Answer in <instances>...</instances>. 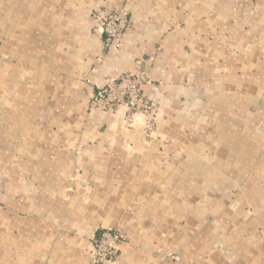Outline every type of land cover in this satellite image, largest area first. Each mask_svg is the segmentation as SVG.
<instances>
[{"label":"crops","instance_id":"crops-1","mask_svg":"<svg viewBox=\"0 0 264 264\" xmlns=\"http://www.w3.org/2000/svg\"><path fill=\"white\" fill-rule=\"evenodd\" d=\"M138 70L149 136L90 108ZM99 228L113 264H264V0H0V264H90Z\"/></svg>","mask_w":264,"mask_h":264},{"label":"built area","instance_id":"built-area-1","mask_svg":"<svg viewBox=\"0 0 264 264\" xmlns=\"http://www.w3.org/2000/svg\"><path fill=\"white\" fill-rule=\"evenodd\" d=\"M97 19V30L104 36V48L118 43L130 23L126 11L101 12L94 14ZM150 83L147 75L138 70L132 74H122L108 78L99 92L92 96L90 108L99 111H114L118 107L126 110L124 120L128 122L136 113L145 115L144 134L149 136L155 126V104L146 101L142 87ZM93 242L90 264H113L120 258V248L125 244L124 237L113 228H99Z\"/></svg>","mask_w":264,"mask_h":264},{"label":"rangeland","instance_id":"rangeland-1","mask_svg":"<svg viewBox=\"0 0 264 264\" xmlns=\"http://www.w3.org/2000/svg\"><path fill=\"white\" fill-rule=\"evenodd\" d=\"M143 72L145 73V71H144V70H143ZM145 74H146V73H145ZM155 114H156V109H155ZM154 117H155V115H154ZM154 117H153V118H154ZM154 123H155V121H154Z\"/></svg>","mask_w":264,"mask_h":264}]
</instances>
